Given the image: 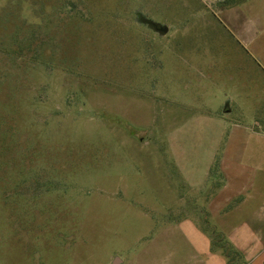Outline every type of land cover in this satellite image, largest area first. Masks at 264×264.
I'll return each instance as SVG.
<instances>
[{"label": "rangeland", "instance_id": "374dc122", "mask_svg": "<svg viewBox=\"0 0 264 264\" xmlns=\"http://www.w3.org/2000/svg\"><path fill=\"white\" fill-rule=\"evenodd\" d=\"M220 6L0 0V264L221 263V201L264 196V66Z\"/></svg>", "mask_w": 264, "mask_h": 264}, {"label": "crops", "instance_id": "0c3cea01", "mask_svg": "<svg viewBox=\"0 0 264 264\" xmlns=\"http://www.w3.org/2000/svg\"><path fill=\"white\" fill-rule=\"evenodd\" d=\"M223 12L235 9L243 15L248 11L250 16L242 21L239 30L236 31V39L240 47L251 57L259 59L264 66V40H260L256 34L261 21H264V0H218ZM203 3V2H202ZM240 15V14H239ZM257 36V38H256ZM235 201L236 197H224L221 201L222 206L217 208L218 214L225 219L226 215H234L241 218V221L225 228L226 225L219 223L221 244L227 245L236 252V260H241V264H264V196H246ZM248 199H250L248 201ZM233 205L228 209L227 205ZM246 203L251 206V211L243 213ZM227 207V208H226ZM226 208V209H225ZM210 243V240H207ZM211 244V243H210ZM208 244V246L210 245ZM220 264H227L225 256L220 257ZM219 258V259H220ZM236 264V261H235ZM237 264H239L237 262Z\"/></svg>", "mask_w": 264, "mask_h": 264}, {"label": "trees", "instance_id": "16d2710c", "mask_svg": "<svg viewBox=\"0 0 264 264\" xmlns=\"http://www.w3.org/2000/svg\"><path fill=\"white\" fill-rule=\"evenodd\" d=\"M221 242H222L221 238H217V239L213 238L211 240V244L214 247L222 249L225 258L227 259V264H234V261H235L234 259H236V256H237L236 252L231 250L227 245H224L223 243L221 244Z\"/></svg>", "mask_w": 264, "mask_h": 264}, {"label": "water", "instance_id": "95a60500", "mask_svg": "<svg viewBox=\"0 0 264 264\" xmlns=\"http://www.w3.org/2000/svg\"><path fill=\"white\" fill-rule=\"evenodd\" d=\"M139 20V19H137ZM145 24H148L149 27L159 33L160 35H165L167 32H168V27L164 26V25H161V24H158V23H155V22H152L148 19H146L145 21H143ZM141 23V22H140ZM112 264H120V261L118 259H115L114 262H112Z\"/></svg>", "mask_w": 264, "mask_h": 264}, {"label": "flooded vegetation", "instance_id": "af4514ba", "mask_svg": "<svg viewBox=\"0 0 264 264\" xmlns=\"http://www.w3.org/2000/svg\"><path fill=\"white\" fill-rule=\"evenodd\" d=\"M136 17L139 19L138 20V22H141V24H142V26H144V27H146V28H148L149 30H152L150 27H149V25L148 24H145L143 21H145L147 18H144L142 15H140V14H136ZM153 31V30H152ZM155 32V31H154ZM155 33H157V32H155ZM157 34H159V33H157ZM160 35V34H159Z\"/></svg>", "mask_w": 264, "mask_h": 264}]
</instances>
